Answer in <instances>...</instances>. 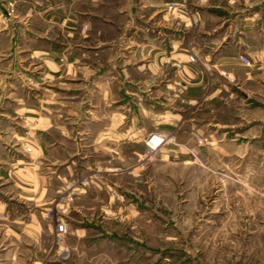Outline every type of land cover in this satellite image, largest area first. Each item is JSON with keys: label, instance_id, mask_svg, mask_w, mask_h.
I'll list each match as a JSON object with an SVG mask.
<instances>
[{"label": "crops", "instance_id": "1", "mask_svg": "<svg viewBox=\"0 0 264 264\" xmlns=\"http://www.w3.org/2000/svg\"><path fill=\"white\" fill-rule=\"evenodd\" d=\"M11 3L0 28V264L73 263L75 244L52 259L53 200L79 210L88 186L109 182L111 106L131 104L137 88L169 108L172 125L183 103L191 123L207 122L200 114L235 94L257 106L253 119L264 111V0H0V19ZM241 54L261 59L246 65ZM89 137L99 148H82Z\"/></svg>", "mask_w": 264, "mask_h": 264}, {"label": "rangeland", "instance_id": "2", "mask_svg": "<svg viewBox=\"0 0 264 264\" xmlns=\"http://www.w3.org/2000/svg\"><path fill=\"white\" fill-rule=\"evenodd\" d=\"M257 71L264 81V66ZM228 85L223 82V92L230 95ZM249 85L244 83L246 91ZM136 91L131 104L111 106L116 169L109 182L88 186L79 210L64 212L61 194L53 200V262L56 250L69 243L76 245L68 259L74 264H264L263 108L253 119L257 106L235 94L200 114L208 123H191L195 113L183 103L172 125L167 106L146 100L143 87ZM84 109L89 123L94 106ZM203 124L205 130H194ZM154 137L159 142L151 146ZM83 143L99 148L92 137ZM91 151L88 158L95 160ZM60 219L67 224L64 235L57 231ZM82 224L85 233L76 230Z\"/></svg>", "mask_w": 264, "mask_h": 264}, {"label": "built area", "instance_id": "3", "mask_svg": "<svg viewBox=\"0 0 264 264\" xmlns=\"http://www.w3.org/2000/svg\"><path fill=\"white\" fill-rule=\"evenodd\" d=\"M202 1H206V0H202ZM171 4H175V2H171ZM14 11V8H13V4L11 3L10 4V8L6 11L5 14H3L2 18L0 19V24L2 23H5L6 20H7V16L11 14V12ZM241 62L243 64H246V65H249L250 64V58L246 55V54H241L239 56ZM197 60V57L195 56V54L193 53H190L189 54V61L191 62H195ZM25 149L26 151L30 152L32 151V148L30 146H25ZM57 231L60 235H64L65 233H67V224L66 222H64L63 220H58V223H57Z\"/></svg>", "mask_w": 264, "mask_h": 264}, {"label": "bare ground", "instance_id": "4", "mask_svg": "<svg viewBox=\"0 0 264 264\" xmlns=\"http://www.w3.org/2000/svg\"><path fill=\"white\" fill-rule=\"evenodd\" d=\"M135 14V13H134ZM63 27V26H62ZM73 37V36H71ZM24 60V59H23ZM24 63V62H23ZM159 142V139L157 137H154L151 141H150V145L151 146H156L157 143Z\"/></svg>", "mask_w": 264, "mask_h": 264}]
</instances>
